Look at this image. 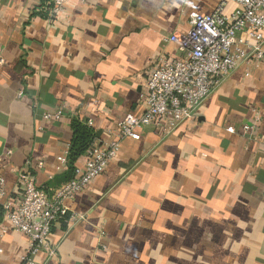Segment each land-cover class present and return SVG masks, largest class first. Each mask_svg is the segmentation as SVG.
<instances>
[{
	"label": "crops",
	"instance_id": "obj_1",
	"mask_svg": "<svg viewBox=\"0 0 264 264\" xmlns=\"http://www.w3.org/2000/svg\"><path fill=\"white\" fill-rule=\"evenodd\" d=\"M39 4L0 0L1 203L17 201L18 169L49 193L63 184L71 118L90 122L99 143L117 139L124 115L144 111L158 58L182 54L168 38L190 29L192 13L236 8L232 0H68L53 17L31 16ZM55 110L60 120L43 118ZM120 142L105 171L65 201L78 218L53 225L55 256L41 251L30 264H264V57L234 69L195 119ZM27 246L3 217L0 264H21Z\"/></svg>",
	"mask_w": 264,
	"mask_h": 264
},
{
	"label": "built area",
	"instance_id": "obj_2",
	"mask_svg": "<svg viewBox=\"0 0 264 264\" xmlns=\"http://www.w3.org/2000/svg\"><path fill=\"white\" fill-rule=\"evenodd\" d=\"M51 1L49 17L58 14L68 0ZM232 1L236 8L230 15L223 13L221 5L209 13H192L190 29L168 38L182 54L158 58L146 81L144 111L140 115H124L118 122L117 139L103 143L95 139L85 152L84 166L75 169L72 179L49 193L35 182L27 169H18V199L15 203L1 204L10 228L28 237V246L22 257L24 264L32 263L33 257L41 251L55 256L56 246L51 242L53 225L66 215L68 221L78 218L69 213L65 201L73 199L105 171L116 157L121 139L138 141L146 126L167 135L180 123L195 119L200 104L242 62L258 63L263 59L264 0ZM248 39L256 42L251 48ZM243 45L248 47L243 48ZM61 117V110L43 114L47 120L57 121ZM250 128L244 125L242 130L247 132ZM227 129L234 131L232 127ZM65 159L66 156L59 158L62 162ZM38 166L41 167L42 163L39 162ZM3 184L4 179L0 176V200L4 195Z\"/></svg>",
	"mask_w": 264,
	"mask_h": 264
},
{
	"label": "trees",
	"instance_id": "obj_3",
	"mask_svg": "<svg viewBox=\"0 0 264 264\" xmlns=\"http://www.w3.org/2000/svg\"><path fill=\"white\" fill-rule=\"evenodd\" d=\"M52 8L51 0H40L38 7L34 9L31 16H39L41 18H48ZM70 128L72 131V137L69 143L67 155H66V164L67 172L69 175L66 177L65 181L72 179L75 175V161L80 156L84 155L86 150L90 147L93 141L96 139L97 135L91 125L81 121L77 117L73 116L70 121ZM45 189V188H44ZM4 207L0 202V222L4 217ZM59 223H62V226H65L68 222V215L64 218L59 219ZM21 264H24L22 261Z\"/></svg>",
	"mask_w": 264,
	"mask_h": 264
}]
</instances>
